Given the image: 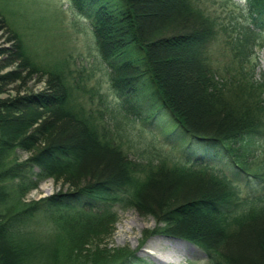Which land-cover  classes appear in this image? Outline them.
I'll list each match as a JSON object with an SVG mask.
<instances>
[{"label": "trees", "instance_id": "trees-1", "mask_svg": "<svg viewBox=\"0 0 264 264\" xmlns=\"http://www.w3.org/2000/svg\"><path fill=\"white\" fill-rule=\"evenodd\" d=\"M71 1L73 9L91 22L115 101L99 88L88 87L93 77L86 82L79 71L74 75L62 66L43 70L49 77L42 92L0 100V264H11L4 252L11 253L12 248L27 252L17 264L31 262L34 256L40 264H60L57 249L35 251L30 245L27 224L36 210L73 213L66 225L74 232L69 235L62 228V234L77 247L82 231L112 220L113 207L139 208L142 200L149 202L154 196L157 206H163L157 217L165 224L157 233L193 244L212 264H264V73L255 77L257 64L252 60L256 48L264 46V0H248L250 21L237 22L232 32L224 29V47L232 58L225 65L209 60L215 23L198 30L205 12L196 0H180L181 21L184 27L196 26L195 31L180 33L179 21L172 20L150 34L137 13L136 0ZM18 43L22 62L32 63ZM160 45L181 54L190 74H195L197 106L204 113L200 125L181 109L165 82L156 52ZM126 119L139 123L141 129L128 127ZM69 129L73 135L85 136L93 152L80 154L81 144L72 140ZM146 134L153 138L148 141ZM159 144L169 147L170 153L159 149ZM124 146L127 152L136 150L137 159H131ZM17 148L33 154L19 162L14 157ZM177 151L179 158L172 155ZM108 162L109 168L104 166ZM113 166L117 170L112 176ZM101 167L102 174L94 172L82 184L86 171ZM63 176L73 184V192L44 198L31 210L17 211L11 205L16 187L22 189L35 180V189L46 179ZM168 187L174 192L171 198L150 193ZM193 217L208 226L207 234L191 226ZM244 233L245 245L239 247H247L248 241L258 246L257 262L239 255L235 260L224 252L230 240ZM121 264L133 263L127 258Z\"/></svg>", "mask_w": 264, "mask_h": 264}, {"label": "rangeland", "instance_id": "rangeland-1", "mask_svg": "<svg viewBox=\"0 0 264 264\" xmlns=\"http://www.w3.org/2000/svg\"><path fill=\"white\" fill-rule=\"evenodd\" d=\"M196 2L205 12V20L199 22L198 30H207L211 27L209 24L215 23L211 30L213 29L216 38L209 46V60L215 65L230 63L232 60L230 51L224 47V29L227 28L229 32H232V28L237 22L242 24L246 22V19L249 20L248 4L245 3V0L230 2L226 0H196ZM147 4L144 0H136L137 13L141 21L153 15L158 20H165V23L172 20L179 21L180 25L176 29L180 33H190L196 30V26L184 27V21H181L184 13L180 8V0H172L169 7L161 12L152 11V8L147 7ZM19 41L39 71L32 66L31 62L24 64L20 59L18 55L20 52L18 50ZM159 47L157 49L158 60L163 62L167 59L165 56L171 55L170 58L178 70L172 78L179 83L178 88H172L173 95L175 94L174 96L177 97L175 100L181 109L186 110L191 116L193 114L191 109L195 108L197 115L193 114L190 120L200 125L204 120L202 119L204 115H201L203 113L201 107L197 106L199 96L193 87L195 74H190L189 69L185 67L186 60L181 54L177 55L175 50H168L165 45ZM252 60L258 66L254 73L258 79L264 73V46L256 48ZM52 66H62L66 71L71 70L74 75L79 71L86 82H88V76L93 77L88 82V87L99 88L102 93L109 96L111 101H115L108 70L98 58L91 22L73 9L71 0H0V100H12L16 97L37 94L47 89L49 76L45 72L43 73V70L51 69ZM17 73L21 75V78H16ZM164 80L170 85L169 76L164 74ZM125 124L136 130L140 129L139 124L134 125L130 121L125 120ZM19 126L21 125L16 124L15 127L19 128ZM73 133L74 130H68V135L74 136L72 140L79 146L81 144L80 154L93 152L91 146L86 143L85 136L73 135ZM145 137L148 141L153 138L149 134H146ZM158 147L164 152L170 153L169 147H162V144H159ZM123 151L128 153L131 159H137L134 158L138 156L136 150L131 149L127 152L124 146ZM32 154L31 151L17 148L14 157L19 162H25ZM172 155L179 158V151ZM261 160H264V156L261 157ZM94 164V162L91 163L92 167L95 166ZM101 165L99 163V167ZM116 170L117 166H114L110 175L113 176ZM94 172L102 174V167L98 171L95 169L86 171L87 175L86 178H82V184L85 179L90 180ZM103 172L106 170L104 169ZM66 178L63 176L58 180L55 178L46 179L39 183L35 189L32 188V185L36 183L35 180L22 189L14 187L17 193L12 196L11 205L17 211L23 208L31 210L34 203L44 198L73 192L75 188ZM157 189L154 188V191L151 190L150 193H159L160 198L163 199L167 195L170 198L173 196L174 192ZM154 198L150 197L149 202H146L145 199L142 200L139 208L132 205L113 207L112 220L102 227L82 231L80 237H77V247L76 244L71 243L69 238L62 240L64 237L62 228H67L69 235L74 232L72 227L66 225V221L74 216L73 213H69V215L66 212L61 215L60 212L44 214L36 210V213L30 214L29 218L34 217L27 224V232L33 239L30 245L35 251L44 248L46 252L51 253L52 250L57 249V260L60 264H121L127 258L133 264H162L158 260L159 257L170 258L171 262L168 264H212L206 253L193 244L180 238L157 233V230L162 229L165 224L159 222L156 214L162 210L163 206H157L158 198L155 196ZM66 214L67 216L64 217ZM189 221L195 223H192L191 226L200 229L202 235L209 232L208 226L198 222L197 218L193 217ZM86 231H91V233L86 234ZM244 239H246V233L233 238L224 247V252L235 260L239 255L246 260L257 262L260 248L250 246L249 241L247 247H239L245 245ZM97 253L101 255L95 257ZM4 256L7 262L17 264V260H20L21 256H27V252L23 253L21 248L19 250L12 248L11 253L4 252ZM45 256L50 257L49 254H45ZM26 262L21 260L19 264H40L38 256L36 258L34 256L31 262Z\"/></svg>", "mask_w": 264, "mask_h": 264}, {"label": "bare ground", "instance_id": "bare-ground-1", "mask_svg": "<svg viewBox=\"0 0 264 264\" xmlns=\"http://www.w3.org/2000/svg\"><path fill=\"white\" fill-rule=\"evenodd\" d=\"M145 2H147V7H150L152 8V11H157V12H161L163 11L165 8H168L169 5H170V2H172V0H144ZM165 20H158L157 18H155L153 15L152 16H149L147 17L146 19L143 20V24H144V27L147 31L148 34L150 33H153L155 31H157L158 29H160L164 24ZM160 48V47H159ZM158 49V48H157ZM160 50V49H159ZM158 51V50H157ZM156 51V52H157ZM171 55H168V56H165V58H167L166 60L163 61V73L167 76H169V83H170V86L173 88H178L179 87V83L176 82L175 80H173L172 78L174 77L177 68H175V64L173 62L170 61V58ZM186 68H188L187 66H185ZM177 90V89H176ZM175 95V94H174ZM177 99V97H175ZM191 111L193 112L194 116L197 115V112H196V109L193 108L191 109ZM192 114V113H191ZM192 114V116H193ZM112 163V162H111ZM106 167H110L112 166V164H110L109 162L106 163V165H104ZM114 167V166H113ZM163 190V189H162ZM166 190V189H165ZM168 191L171 190V188H167ZM67 235L64 236V238L66 237ZM158 260H160V262L162 264H168L171 262V259L168 258V259H162V258H158Z\"/></svg>", "mask_w": 264, "mask_h": 264}]
</instances>
